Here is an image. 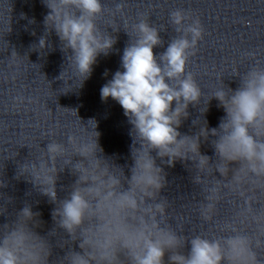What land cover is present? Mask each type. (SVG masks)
Returning <instances> with one entry per match:
<instances>
[{
  "label": "clouds",
  "instance_id": "clouds-1",
  "mask_svg": "<svg viewBox=\"0 0 264 264\" xmlns=\"http://www.w3.org/2000/svg\"><path fill=\"white\" fill-rule=\"evenodd\" d=\"M43 3L50 9L44 17L45 34L32 47L51 49L48 36L54 30L61 51L71 50L69 67L82 86L98 56L109 55L116 43L97 24L104 3ZM124 7L120 2L115 10L123 12ZM170 21L176 35L159 56L154 48L164 45L160 28L150 25L148 18L132 25L131 32L124 26L130 40L121 56L122 70L113 73L100 89L101 100H115L132 126L131 164L121 165L104 154L94 119L85 127L78 118L85 134H69L66 142L48 138L45 148L39 145L34 160L19 166L17 178H29L55 205L51 211L54 227L41 235L37 231L44 225L41 213L25 204L15 219L0 224V264H50V238L58 229L68 239L56 246L69 247L51 264H166V253L167 264H264V64L251 54L253 62L246 72L236 67L231 73L239 77L235 90L220 76L221 86L205 96L188 71V61L203 39L201 21L182 9L172 11ZM104 76H108L107 70ZM202 96L201 115L213 98L225 115L216 128L209 129L205 120L194 135L182 134L178 129L189 117V105H198ZM47 135L54 137L55 133ZM210 136L214 160L200 152L201 139L208 141ZM157 159L167 166H174L177 160L192 161L197 171L194 182L203 186L206 201L199 205L202 218L212 220L214 209L227 194L239 200L235 219L225 222L219 234L211 237L178 235L167 222V201L160 197L166 175ZM66 168L75 180L68 195L59 199L58 173ZM3 187L6 185L0 181ZM5 212L0 207V215ZM186 243L190 250L184 254Z\"/></svg>",
  "mask_w": 264,
  "mask_h": 264
}]
</instances>
